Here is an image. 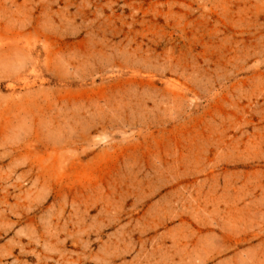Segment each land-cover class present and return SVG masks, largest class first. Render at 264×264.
Segmentation results:
<instances>
[{"label": "rangeland", "instance_id": "obj_1", "mask_svg": "<svg viewBox=\"0 0 264 264\" xmlns=\"http://www.w3.org/2000/svg\"><path fill=\"white\" fill-rule=\"evenodd\" d=\"M0 264H264V0H0Z\"/></svg>", "mask_w": 264, "mask_h": 264}]
</instances>
